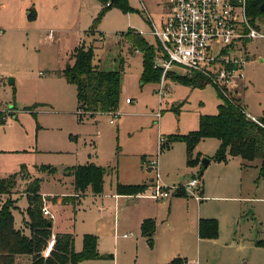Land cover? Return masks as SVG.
Wrapping results in <instances>:
<instances>
[{"label":"rangeland","instance_id":"rangeland-1","mask_svg":"<svg viewBox=\"0 0 264 264\" xmlns=\"http://www.w3.org/2000/svg\"><path fill=\"white\" fill-rule=\"evenodd\" d=\"M126 1L129 10L112 5L92 28L105 8L103 1L0 0V109L7 113L0 125V179L14 174L16 184L12 192L17 194L27 185L22 178L34 177L39 172L45 176L41 188L57 193L71 189L70 183H65L68 168L93 161L118 169L117 177L111 169H106L101 194L95 196L74 189L70 197L43 199L42 206L57 216L52 229L65 228L73 236L74 233L79 236L83 222L86 228L96 219L97 223L103 219L112 224L113 210L105 207L102 215L97 210L101 200L106 203L111 198L116 180L128 179L132 183L143 180L147 171L136 167L141 154L160 159L169 146L174 151L184 147L182 141L167 146L169 135L196 130L201 115L217 112L221 101L217 90L224 93L209 81L198 88L174 83L169 76L165 80L169 89L163 95L158 93L160 79L142 83V53L130 47L125 34L132 29L146 31L142 36L154 43L155 39L148 33L150 23L160 27L168 11L163 0ZM247 17L264 34V15L254 20ZM81 45L93 48V63L99 69L122 67L120 98L113 123L110 112L81 115L75 84L61 72L66 63L72 64L71 55ZM244 49L247 58L241 75L224 91L229 100H235L251 115L261 118L264 37L246 40ZM175 70L177 75L182 73ZM9 76L13 78L12 84L8 83ZM183 76L192 77L193 73ZM259 120L264 124L263 118ZM217 147L218 140L208 137L193 150V154L200 151L212 160L197 174L205 189L204 194L198 193L199 201L182 196L174 202L171 215L166 205H160L151 235L155 244L151 247L148 242L142 246L137 257L132 246L122 253L123 241L132 238H121L120 264H141L142 258L162 251L164 245L170 247L171 254L194 260L193 264H264V244L256 243L264 241V173L260 172V162L255 160L252 166L240 168L237 160L228 155L225 161H217L213 158ZM172 179L173 174L166 180ZM152 199L154 204L163 201ZM3 200L5 195L0 196V204ZM12 200L16 202L11 209L14 225L28 235L25 223L28 198L22 195ZM59 201L73 202L65 204L72 208L60 209L55 206ZM197 205L202 217L216 221L214 238L200 237V242L197 241L194 224ZM101 241L102 250L112 248V240L105 231L101 233ZM81 264H111V261L87 259ZM185 264H188L186 260Z\"/></svg>","mask_w":264,"mask_h":264},{"label":"trees","instance_id":"trees-1","mask_svg":"<svg viewBox=\"0 0 264 264\" xmlns=\"http://www.w3.org/2000/svg\"><path fill=\"white\" fill-rule=\"evenodd\" d=\"M103 1L105 8L98 14L93 26L101 19L102 15L112 6L117 5L122 10H129L126 0H99ZM264 0H246V14L252 20L263 16L259 5ZM109 5L106 6V3ZM28 16H32L29 12ZM127 41L131 48L142 53V83L147 81L158 82L161 69L154 66L155 46L148 43L145 38L134 29L128 30ZM94 51L92 47L78 46L72 54V64L67 63L61 70L66 79L75 84L76 98L81 115H93L101 112L115 111L120 98V73L118 70H102L94 63ZM174 82L187 84L191 87L203 88L208 80L193 73L192 77L177 75L173 71L168 73ZM217 96L221 102L217 105V112L210 115H201L196 130L187 134L169 135L167 146L174 141H182L186 147L187 164L192 165L191 154L196 145L204 138L213 137L219 140V146L213 158L217 161H225L226 155L239 157L244 165L255 160L260 162V172L264 173V124L261 120L257 123L249 118L245 110L229 100L217 90ZM79 112V111H78ZM14 116V114H11ZM7 113L0 110V125L5 122ZM162 149V146H160ZM246 163V164H245ZM67 173L73 176L74 189L85 192L88 188L94 194L103 190L104 175L106 169L93 163L78 165L68 168ZM15 175L0 179V196L9 195L15 187ZM40 178L35 177L25 187L27 192L28 207L26 222L30 234L26 235L14 226L11 209L14 200L7 198L0 204V264H17V258L30 257L31 264H79L83 260L111 258V255H100L97 251V236L86 233L83 235L82 248L74 250V236L71 233H59L55 236V244L48 257H43L47 240L52 234V221L43 216V197L39 193ZM142 185H116V191L121 194H136L144 191ZM154 224L146 221L142 224L143 231L151 237ZM217 234V224L213 218H201L198 224V235L202 238H214ZM257 244H264L259 240ZM166 264H185V259L174 257Z\"/></svg>","mask_w":264,"mask_h":264},{"label":"built area","instance_id":"built-area-1","mask_svg":"<svg viewBox=\"0 0 264 264\" xmlns=\"http://www.w3.org/2000/svg\"><path fill=\"white\" fill-rule=\"evenodd\" d=\"M167 15L161 26L150 23L148 33L155 39L154 66L161 69L159 95L164 94L168 73L182 70L180 75L198 73L211 85L224 92L229 89L241 74L247 53L244 43L248 39L264 37L259 29L252 25L246 14V0H163ZM109 2L106 3V6ZM141 35L145 32L138 31ZM48 37L51 36L49 32ZM155 46V44H154ZM223 89V90H222ZM126 102H130L126 98ZM114 122L115 111L110 112ZM158 115V114H157ZM246 115L259 123L254 117ZM260 124V123H259ZM261 125V124H260ZM160 138V142H161ZM145 166L154 173L149 196L154 199H166L183 190L199 201L201 178L192 176L180 185H161L159 183L158 162L156 157L149 158ZM42 214L52 218L46 206ZM48 240L43 257H48L55 244V236Z\"/></svg>","mask_w":264,"mask_h":264},{"label":"crops","instance_id":"crops-1","mask_svg":"<svg viewBox=\"0 0 264 264\" xmlns=\"http://www.w3.org/2000/svg\"><path fill=\"white\" fill-rule=\"evenodd\" d=\"M28 14H29V12L27 13V15ZM134 30L142 31V30H137V29H134ZM144 32H146V31H144ZM154 43H151V44L154 45ZM137 52L141 54V52L139 50H137ZM71 58H72V55H71ZM96 66L98 67V65H96ZM9 77H8V79H9ZM8 83L12 84L13 83V78H12V82L8 81ZM244 110L251 117H254L255 119H257V121H258V119H262V118L264 119V115L261 118H259V117H255V116L251 115L246 109H244ZM176 142H180V141H176ZM198 144L196 145V147L198 146ZM183 145H184V147H182V148L180 147V149H178L177 151H174L172 145L169 146L170 149L167 148V150L161 155L160 159H157L158 171H159V183L161 185H165L166 186V183L167 184H172V185H177V184L182 185L185 182H187L192 176L197 175L198 173L201 174L200 168L203 167L201 165V159L204 158V157L205 158H208V157H206L200 151H197L194 154L192 152L191 159L194 162V164L188 165L187 164L186 147H185L184 143H183ZM218 146H219V140H218ZM150 155L151 154H146V153L141 154L140 158H139V161L137 159L136 167L137 168L140 167L142 170H146L147 173L152 172L149 168H147L145 166L146 160H148L149 158L153 157V156H150ZM228 157H230V156L228 155ZM230 158L231 159H236L237 163L240 166V168H246L248 166H252V164L254 162L253 161V162H251L249 164L245 163L246 165H244V161H242L241 158H239L237 156L230 157ZM211 161L212 160L209 159L208 164L205 167H203V168L208 167V165L210 164ZM89 163H93V164L98 165L96 162H93V161L86 162V164H89ZM98 166L104 167L105 169H107V171H109L108 169H111V172L112 173L114 172L116 174V177H117L118 169H116V166H102V165H98ZM146 174L143 176V178H142L143 180H141L139 182H133L132 183V181L128 180V179H123L122 181L116 180L115 186H114L115 189L111 193V198L109 199V201H106V203L101 200L100 201V207L97 210V213L99 215L103 214V212L106 210L105 207H108L111 210H113V222H112V224H110V223L108 224L103 219H99L100 221H102V223H97V219H96V221H94V224L91 223L88 226L90 228H86V224L83 222L81 228L79 229V236L80 237L77 236V233L76 234L74 233V245L73 246H74V250L76 252L80 251L81 248H82V239H83V235L85 233H91V234H94V235L97 236V239H98L97 240V251H98V253L100 255H103V256H106V255L110 254L111 258H108V259L111 261V264H120L118 262V253H119V248L118 247L120 246V241H122V240H120L121 238H123V239L132 238V240L123 241L125 245L121 248L122 253L127 251V249L130 246H132L133 249H135V251L137 253V257L139 255V253L141 252L142 246L143 247L146 246V244L148 242H149L148 245L151 246V247L155 244V241L152 240V237L148 236L143 231L142 224L144 222H146V221H151V222H153V224H155L156 220L158 219V215H159V213H158L159 208L158 207L160 205H162V204H164V206L166 205L168 207L169 215H171L172 211H173L174 202H177L178 200L182 199L184 196L186 197V196H189V195L187 193H185V192L184 193H180V194L175 193V194H172L171 197L166 198V200L165 199H161V200H163L161 203L154 204L153 201H152L153 200L152 197H150L148 195L149 191H150V188H151V184L153 183L154 173L152 172V175H149V176H147ZM172 174H173V179L171 181L166 180ZM35 177H39L40 178L39 193L41 194V196L43 197L44 200H46V198H45L46 196L47 197H51V196L70 197V196L74 195L73 194L74 193L73 192L74 191L73 176L70 175L69 173L67 175L68 179L65 181V183L69 182L71 189L70 190H66L65 192L62 191V192H57V193L56 192H52V191L46 192V191L43 190V188H41L43 186V183H44V180H45V176L42 173L37 172L34 177H32V176H28L27 178L23 177L21 181L25 185V184H28ZM59 181H61V180H59ZM117 184H121V185H142V184H145L146 188H145L144 191H142L140 193H136V194H127V193L121 194V193H118L116 191V185ZM206 186H207V183H206ZM24 189H23V192H20V193L17 191L18 192L17 194H13V192H12V194H10V195H5V199H7L9 197H10V199H13L16 196L19 197V196H22V195L27 196L28 193L25 192ZM204 192H205L204 182L202 181L200 193L204 194ZM85 193L93 194L90 191L89 188L85 191ZM13 195H15V196H13ZM94 195L96 196L98 194H94ZM3 201H5V200H3ZM70 202L71 201H69V202H60L59 201V202L56 203L55 206H58L60 209H62V208H72V206H70V205H65L66 203H70ZM15 203L16 202H13L14 205H15ZM71 203H73V202H71ZM28 205H29V203H28ZM198 207L199 206L197 205V209H195L194 224H195V227H196L195 229H196V232H197V241L200 242L201 239H200V237H198L199 236L198 235V224H199V220L201 218H204V217L201 216L200 212L198 213V210H199ZM51 208L53 209L54 205H52ZM44 217H46V216H44ZM55 218H57L56 215H54L52 217V226H51L52 234L54 236H56V234H59V233H67L66 232L67 230H65V228L64 229H58V230H53L52 229ZM25 220L28 221V215H27V219H25ZM168 225H170V222H169ZM26 226H27V224H26ZM15 228H16V226H15ZM27 229H28L27 233L29 235L30 234L29 228L27 227ZM68 231L70 232V228H68ZM103 231L108 233V237L111 238V240H112V248H103V249H106V250H102L101 249V246H100L102 244L101 233ZM155 236H156V233H155L154 237ZM48 240H47V242H48ZM174 257H180V256L179 255L175 256V255L171 254L170 247L168 245H164L162 251H158L156 253L155 252H153V253L151 252L150 255L147 256V258H145V257L142 258L141 264H166L167 262H169ZM98 259H106V258H98ZM183 259H185L188 264L195 263L194 260H188L186 257L185 258L183 257ZM16 262H17V264H31L30 257H27V256L18 257ZM81 263H82V261L79 264H81Z\"/></svg>","mask_w":264,"mask_h":264},{"label":"water","instance_id":"water-1","mask_svg":"<svg viewBox=\"0 0 264 264\" xmlns=\"http://www.w3.org/2000/svg\"><path fill=\"white\" fill-rule=\"evenodd\" d=\"M259 10H260L261 12H264V1L259 5ZM8 81H9V82H12V78L9 77ZM208 161H209L208 158H205V157L202 158V159H201V165H202L203 167H205V166L208 164Z\"/></svg>","mask_w":264,"mask_h":264}]
</instances>
